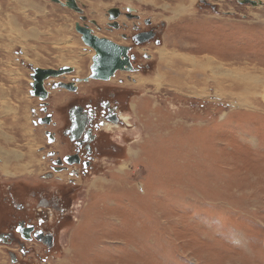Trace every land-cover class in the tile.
Segmentation results:
<instances>
[{
	"label": "rangeland",
	"instance_id": "obj_1",
	"mask_svg": "<svg viewBox=\"0 0 264 264\" xmlns=\"http://www.w3.org/2000/svg\"><path fill=\"white\" fill-rule=\"evenodd\" d=\"M209 1L77 0L83 17L53 0H0V232L25 215L21 205L54 237L50 251L27 243L32 254L15 262L2 241L0 264H264V0ZM126 7L152 21L159 42L140 46L152 59L132 78L110 81L129 102L105 135L113 147L77 185L48 178L46 150L68 145L61 132L48 144L34 122L43 113L32 68L73 67L50 81L90 75L94 50L76 24L87 18L124 43L105 27L109 9ZM52 89L60 127L76 96Z\"/></svg>",
	"mask_w": 264,
	"mask_h": 264
},
{
	"label": "flooded vegetation",
	"instance_id": "obj_2",
	"mask_svg": "<svg viewBox=\"0 0 264 264\" xmlns=\"http://www.w3.org/2000/svg\"><path fill=\"white\" fill-rule=\"evenodd\" d=\"M64 1L65 0L62 2ZM200 1L203 3L210 2L209 0ZM130 8L131 9H128V7H126L125 12L121 9H117V11H114L117 16L111 19V14L109 13L108 16L110 21L105 27L111 34L118 32V36L122 37L124 43H121L119 39L115 40L111 37H106L105 35L101 36L95 33V29L86 21L87 18L82 19V24L79 23L81 27L90 28L98 36L106 37L114 43L126 48L127 63L125 66L126 68H129V70H117L115 73L139 72L142 69L140 59H152L146 50H142L140 46L150 43L151 41L156 42V44L159 42V39L156 36L157 30L152 27V21L137 13L134 8ZM80 15L85 17L83 12ZM124 15L128 16V20L120 21L119 18L124 17ZM92 21L93 24H96V27L101 29L95 20ZM233 29L235 28L233 27ZM135 48H137L139 54L135 51ZM88 75L89 73L82 78L72 76L70 80L60 79L50 81L51 78L46 80L45 87L48 90L49 95L46 100H40L38 108H33V110L36 109V112L43 113V116L38 115L37 121L34 122L37 126L45 127L47 143L51 146H57L61 141L58 132H61L62 136L67 140L68 145L67 150L63 152H61L60 148L55 147H52L51 150H46L47 155L44 156V159H49L51 165L49 172H45L46 174H44V176L54 179L65 178L75 185H77V178H83L91 171H94L99 165L102 153L107 150L109 151L113 147V145H109L110 141H104L105 135L109 132L108 130H112L110 126H116L122 123L121 112L129 105L126 96L118 92L115 86H113L115 84H111L115 83L110 82L111 79L84 80ZM128 77L129 78H127V76H120V81H118L123 84L125 83V78H132L130 75ZM91 80L97 82L96 84L91 85V87L95 85L93 89V92L95 90L94 94L93 92L91 93L90 86L84 90L81 87L83 83L87 84ZM60 81L68 83L70 88L59 89L73 94L68 96H76V98L72 99L65 105L66 116L61 121L60 127H58V122L54 118L55 113L53 109H49L48 98L53 90L52 84ZM96 85L98 86L96 87ZM36 112L34 111L35 114ZM112 144L114 143L112 142ZM60 174H63L64 176L62 175L63 177H60ZM48 202L50 203L51 201ZM64 205L65 204L63 203V206ZM45 206H48L47 203ZM27 209L28 210H26V207L24 206H18V210L24 211L25 215L21 216L19 213L14 224L0 232V234H5L2 239L4 242L2 243L7 242L8 245L14 246L9 253L14 256L15 261L18 260V255L22 258L25 256L26 258L27 255L32 254V249L30 246L26 245L27 243H41L45 246L47 251H50L54 246L53 233L44 226L46 220L39 217L37 212L30 208ZM65 211L66 209L64 208L63 212L65 213Z\"/></svg>",
	"mask_w": 264,
	"mask_h": 264
},
{
	"label": "water",
	"instance_id": "obj_3",
	"mask_svg": "<svg viewBox=\"0 0 264 264\" xmlns=\"http://www.w3.org/2000/svg\"><path fill=\"white\" fill-rule=\"evenodd\" d=\"M55 2H60L62 5L67 6L79 13L83 12L81 6L77 0H65L62 2L61 0H53ZM241 3H249L254 6L263 5L261 0H239ZM118 8L109 9L110 18H114L117 15L114 11H117ZM128 9H131L128 7ZM77 31L81 34V38L86 45L91 47L95 51V55L92 58L91 65V74L84 78V80L91 79H102L109 80L115 74L117 70H129L126 68L125 64L127 63V52L126 48L122 45H118L111 41L106 37H100L94 33V31L90 28L81 27L76 24ZM33 72L31 73L32 82L30 93L32 95L39 96L41 100H46L49 92L45 87V81L50 78H56L65 73H71L74 71L73 67L70 66H62L58 69L53 68H40L34 67L32 68ZM52 88H67L70 86L65 82H56L53 84ZM5 234H0V241H3V237ZM11 261L15 262L14 256L11 254Z\"/></svg>",
	"mask_w": 264,
	"mask_h": 264
},
{
	"label": "bare ground",
	"instance_id": "obj_4",
	"mask_svg": "<svg viewBox=\"0 0 264 264\" xmlns=\"http://www.w3.org/2000/svg\"><path fill=\"white\" fill-rule=\"evenodd\" d=\"M183 2V1H182ZM180 5V4H179ZM181 6V5H180ZM190 8V7H189ZM179 12H181V11H179V10H177L176 11V13H179ZM95 52V51H94ZM93 52V54H92V58H93V56L95 55V53ZM163 54V50L161 51V55ZM164 56H165V54L163 55V60H167L166 58H167V54H166V57L164 58ZM176 56H178L177 54H176ZM186 56H187V54H186ZM181 57V60H183L185 57H182V56H180ZM189 57H190V55H189ZM91 58V59H92ZM188 61L190 62V58H188ZM196 61H195V59H194V62H193V65L194 64H196L198 67H199V69H201L202 67H204L205 66V63H202L201 64V66H200V63H195ZM207 62V61H206ZM213 62V61H212ZM93 63V61L91 60V64ZM209 63V62H208ZM210 64V63H209ZM223 67V66H222ZM199 69H197V70H199ZM190 72V70H187L186 71V73H188V75L190 74L189 73ZM199 72H201V70H199ZM249 72H252V71H250L249 70ZM128 73V72H127ZM254 74H255V76L258 78V75L256 74V72H253ZM122 74H124V73H122ZM129 74H130V72H129ZM128 74V75H129ZM160 74V73H159ZM125 75V74H124ZM187 75V76H188ZM191 75H193V74H191ZM158 76H161V74L160 75H158ZM262 79H264V72H262L260 75H259ZM142 77L144 78V75H142ZM116 78V76L113 78V79H115ZM134 78V77H133ZM262 81H264V80H262ZM137 82H138V80H137ZM259 80L257 81V82H255V84L252 86L253 88H259L260 87V85H259ZM239 83H241V82H237L236 83V85H238ZM145 83H143L142 84V86L144 85ZM263 87V86H262ZM263 90V92H262V96H263V98H264V89H262ZM0 242H2V241H0Z\"/></svg>",
	"mask_w": 264,
	"mask_h": 264
},
{
	"label": "crops",
	"instance_id": "obj_5",
	"mask_svg": "<svg viewBox=\"0 0 264 264\" xmlns=\"http://www.w3.org/2000/svg\"><path fill=\"white\" fill-rule=\"evenodd\" d=\"M115 74L117 75V73H115ZM115 74L111 77V80H110V81H114L113 78L115 77ZM53 92H54V91L51 92L50 97H52ZM0 260H1V259H0ZM1 264H3V263L1 262Z\"/></svg>",
	"mask_w": 264,
	"mask_h": 264
}]
</instances>
